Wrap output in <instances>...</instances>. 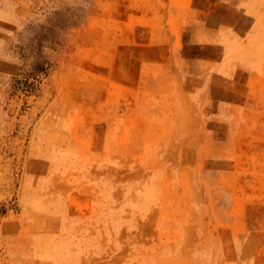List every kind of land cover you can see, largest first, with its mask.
<instances>
[{"label":"rangeland","instance_id":"1","mask_svg":"<svg viewBox=\"0 0 264 264\" xmlns=\"http://www.w3.org/2000/svg\"><path fill=\"white\" fill-rule=\"evenodd\" d=\"M0 264H264V0H0Z\"/></svg>","mask_w":264,"mask_h":264}]
</instances>
